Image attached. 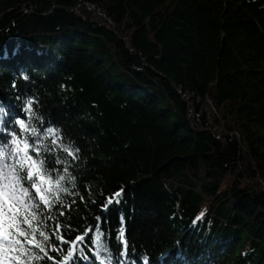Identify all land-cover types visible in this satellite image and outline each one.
Instances as JSON below:
<instances>
[{"label": "trees", "instance_id": "16d2710c", "mask_svg": "<svg viewBox=\"0 0 264 264\" xmlns=\"http://www.w3.org/2000/svg\"><path fill=\"white\" fill-rule=\"evenodd\" d=\"M14 135L68 189L21 207L19 264H99L97 225L111 264H264V0H0Z\"/></svg>", "mask_w": 264, "mask_h": 264}, {"label": "snow or ice", "instance_id": "6c2138e0", "mask_svg": "<svg viewBox=\"0 0 264 264\" xmlns=\"http://www.w3.org/2000/svg\"><path fill=\"white\" fill-rule=\"evenodd\" d=\"M30 108L31 102H29ZM19 124L24 131H28L23 120L19 121ZM47 133L52 136H57L58 130L49 128L47 129ZM32 134L34 136L41 135L35 129H32ZM57 142L53 141V143ZM9 143L11 146H0V264H13V262L19 264L20 258L13 255V253L20 250L18 245L22 243L17 237L22 236L26 240L28 239L27 234L20 228L18 220V217L21 215V207L23 206L31 212V217L24 216V222L28 223L30 219H35L39 215L41 211L40 203H43L45 207L51 210L53 201L49 199L46 193L52 192L53 186L63 192H67L68 189L61 186V182L65 178L63 176L54 177L52 170L45 167V160L40 157L41 150L46 152L51 151L47 145L35 141L29 143L27 139L21 140L15 135ZM63 151L68 152L69 155L75 158V154L79 152V149L71 150L70 146H64ZM31 190H34L35 196H33ZM122 196L123 189L108 198L107 204L119 203V198ZM37 197L40 203L37 202ZM60 215H64V213L61 212ZM59 227L57 225V230H59ZM91 231L92 229L89 228L85 234ZM96 232L95 240L97 247L100 249V252L96 253L99 264H106V261L107 264H111V254L107 246L101 243L103 233L100 232L98 225ZM47 239L48 237L45 236V240ZM58 239L62 243H71L72 245V250H69L67 253V259L75 254L74 250L77 244L84 240V235L76 237L74 241L65 240L63 236H59ZM118 239L124 245V253L122 254H125L128 248V242L125 239V230L123 227L119 231ZM33 240H29L28 242L33 243ZM34 247L40 248L41 252L44 251L39 243H35ZM53 250L55 251L57 249L54 248ZM101 252L106 253V255L101 257ZM81 253H83V249H81ZM49 259H52V257H49Z\"/></svg>", "mask_w": 264, "mask_h": 264}]
</instances>
